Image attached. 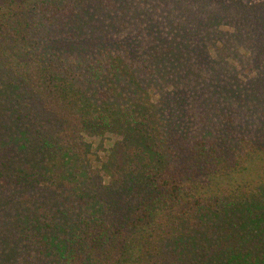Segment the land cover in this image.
Wrapping results in <instances>:
<instances>
[{"label":"trees","instance_id":"16d2710c","mask_svg":"<svg viewBox=\"0 0 264 264\" xmlns=\"http://www.w3.org/2000/svg\"><path fill=\"white\" fill-rule=\"evenodd\" d=\"M0 44V264H264V0H0Z\"/></svg>","mask_w":264,"mask_h":264},{"label":"rangeland","instance_id":"374dc122","mask_svg":"<svg viewBox=\"0 0 264 264\" xmlns=\"http://www.w3.org/2000/svg\"><path fill=\"white\" fill-rule=\"evenodd\" d=\"M223 26H221V27L223 28ZM211 50H212V48H211ZM237 51L239 53H241V54L246 52L241 46H239L237 48ZM212 53L215 54L214 51H212ZM0 58H1V60L3 61V63L6 66H9L10 63H8V62H10V60H8V58L3 55L1 48H0ZM20 60L22 62H24L25 64H27V65H31V64H33V62L35 60V55L32 52H28V54H26L24 57H21ZM27 79H28L29 82H31L34 85V83H35L34 78H31V77L27 76ZM77 118H78V114L76 112H70V114H69V119L70 120L66 124V127H65V129L68 130L67 135L70 137L69 139H71V137L74 136V137H76L77 141H80V139L82 137L83 142H84L85 145H86V143H89V144L92 143V148L93 149H95V148L99 149L98 151L100 153H103L102 152L103 149H105L107 146H109V144L114 139H116L115 138L116 135H113V134H111L109 132H106L103 136L102 135L101 136L100 135H95V136L89 137L88 135H86V132H83L82 130L80 131V129H74L77 126V124H79V120ZM98 144H100V146ZM76 145L78 146V150L80 152V157H82V146L83 145H81L80 143L76 144Z\"/></svg>","mask_w":264,"mask_h":264}]
</instances>
